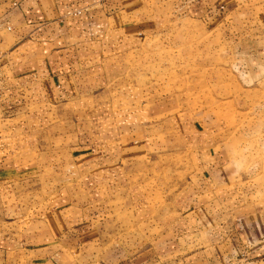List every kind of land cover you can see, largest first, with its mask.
Segmentation results:
<instances>
[{
	"label": "crops",
	"instance_id": "1",
	"mask_svg": "<svg viewBox=\"0 0 264 264\" xmlns=\"http://www.w3.org/2000/svg\"><path fill=\"white\" fill-rule=\"evenodd\" d=\"M193 1L186 0L185 6H194ZM220 1L212 0L217 11ZM149 13L144 0H0V101L6 97L16 102L15 108L32 120L24 133L0 145V163L5 160L9 166L0 169V264H264V206L239 198L229 162L214 160L209 153L198 159L202 184L197 212L190 210L196 229L203 225L189 229L198 233L201 249L185 261H177L174 224L141 217L122 235L108 238L113 244L103 253V236L84 222L78 201L82 191L105 188L123 176L116 175L124 170L116 159L126 156L125 133L107 121L89 122L91 135L83 142L77 138V133L84 134L81 126L62 130L61 120L68 117L72 123L78 103L98 99L101 82L92 77L98 70L105 81L117 77L114 82L121 80L122 88L131 86L126 57L138 49L140 33L150 30L154 18ZM254 44L263 45L264 39ZM118 57L125 62L119 63ZM114 82L106 83L107 89ZM3 88L8 90L3 93ZM117 88L109 93L111 103L118 97ZM15 113L7 118L15 119ZM203 127L208 135L215 130ZM65 134L73 135L72 143L61 146ZM211 166L219 167L217 180L211 178ZM50 183L52 191L46 188ZM211 184L219 186L209 198L218 209L213 221L205 204ZM189 192L184 200L190 205ZM34 193L55 200V205L32 211Z\"/></svg>",
	"mask_w": 264,
	"mask_h": 264
},
{
	"label": "rangeland",
	"instance_id": "2",
	"mask_svg": "<svg viewBox=\"0 0 264 264\" xmlns=\"http://www.w3.org/2000/svg\"><path fill=\"white\" fill-rule=\"evenodd\" d=\"M185 2L144 0L154 20L149 23L150 30L140 33L138 49L126 57V64L131 66L126 82L131 86L122 88L121 80L114 82L116 77L110 80L114 87L107 89L110 81H105L104 73L98 70L92 76L101 82L98 99L78 103L80 112L73 114V124L68 117L61 120L62 130L71 125L77 131L81 126L84 134L77 133V138L83 142L91 135L89 122L107 121L125 133L126 156L116 159L124 166L116 173L122 178L105 188L82 191L78 199L84 222L93 224L103 236V253L113 244L108 238L122 235L141 217H155L164 226L174 224L177 261L201 249L198 233L189 229L203 227L201 223L196 229L190 213L197 212L196 195L202 184L198 159L203 152L214 160L229 162L227 169L239 198L264 206V44L253 47L264 39V2L221 0L219 11L218 3L212 0L203 4L193 1L197 3L192 7H186ZM118 61L124 63L125 59L118 57ZM116 88L118 97L111 103L109 93ZM3 89V93L8 90ZM16 105L6 97L0 101L1 113H5L0 117V145L32 125L26 112ZM15 111L12 116L17 117L8 119ZM66 112L71 114L68 109ZM203 125L215 130L208 135ZM153 127L157 131L153 132ZM64 136L61 146L71 144L73 135ZM224 145L228 146L227 153ZM3 154L0 151V159ZM7 162L0 163V169L9 168ZM218 172V166L210 167L211 178L217 180ZM218 187L208 186L211 193L205 204L210 220L218 217V209L209 202ZM46 188L52 191L53 185ZM186 190L190 191V205L184 200ZM42 196H33L32 211L55 205V200L48 202ZM21 201L24 206L25 200Z\"/></svg>",
	"mask_w": 264,
	"mask_h": 264
}]
</instances>
